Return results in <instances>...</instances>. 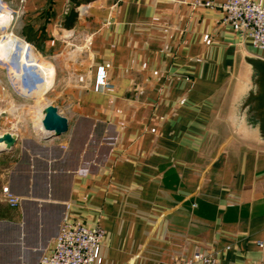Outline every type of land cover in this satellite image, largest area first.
<instances>
[{
    "label": "crops",
    "instance_id": "0c3cea01",
    "mask_svg": "<svg viewBox=\"0 0 264 264\" xmlns=\"http://www.w3.org/2000/svg\"><path fill=\"white\" fill-rule=\"evenodd\" d=\"M1 5L0 37L49 67L40 85L68 130L0 131L17 134L0 151V264H37L65 216L104 230L101 264H178L197 249L216 264H264V146L231 137L225 111L241 52L264 49L192 0H91L70 28V0ZM99 66L106 89H95ZM18 79L0 67V106ZM7 115L0 107V124Z\"/></svg>",
    "mask_w": 264,
    "mask_h": 264
},
{
    "label": "built area",
    "instance_id": "2783aa9c",
    "mask_svg": "<svg viewBox=\"0 0 264 264\" xmlns=\"http://www.w3.org/2000/svg\"><path fill=\"white\" fill-rule=\"evenodd\" d=\"M192 4L221 9L224 12L223 21L240 37L248 39L254 48L264 49V0H192ZM10 13L11 11L7 12L9 18ZM6 16L2 13L1 19ZM27 44L32 47L29 43ZM2 52L0 55H5L3 61H9V70L11 68L20 74L24 66L32 64L27 59L24 62L20 60V48L17 45L12 52L4 46ZM13 53L18 58V66L13 65L10 60ZM25 57L27 58V52ZM35 67V72L41 75L36 65ZM30 81H32L31 73L21 79L19 77L16 84L20 85L24 91H29ZM111 85L103 66L97 67L95 89H106ZM1 192L9 206L16 207L19 204L20 198L8 186H2ZM103 238L104 230L100 226L89 227L81 221L65 216L51 249L48 253L41 255L37 264H101ZM259 245L262 244L259 243ZM178 264H216V259L211 253L197 249L191 256L182 258Z\"/></svg>",
    "mask_w": 264,
    "mask_h": 264
},
{
    "label": "water",
    "instance_id": "95a60500",
    "mask_svg": "<svg viewBox=\"0 0 264 264\" xmlns=\"http://www.w3.org/2000/svg\"><path fill=\"white\" fill-rule=\"evenodd\" d=\"M243 70L225 105L226 122L231 137L264 146V58L241 52ZM41 126L46 131L42 138L58 136L68 130V119L55 105L42 108ZM17 134H0V151L14 146Z\"/></svg>",
    "mask_w": 264,
    "mask_h": 264
},
{
    "label": "rangeland",
    "instance_id": "374dc122",
    "mask_svg": "<svg viewBox=\"0 0 264 264\" xmlns=\"http://www.w3.org/2000/svg\"><path fill=\"white\" fill-rule=\"evenodd\" d=\"M1 50V49H0ZM0 53H3L2 50ZM5 55H0V67L4 68V70L7 72L9 70V61L4 62ZM10 60L13 65L18 66V58L13 53L10 56ZM10 62V63H11ZM37 63H43L42 61H37ZM47 68H49L47 65L44 64ZM36 67L34 64H30L29 66H24L21 70V73L19 74V77L25 76L26 74L32 75V81H30V87L31 91H24L22 88H18L16 84V89L13 88L14 92H9L7 94V99L4 100L2 105L0 107L3 108L5 115H7L9 118L8 120L3 124H0V131L3 129H9L11 131L21 133L24 136H32L35 138H38L39 136H44L46 133L45 131L40 128L37 125L39 115L42 114V108L46 106L47 104H52L57 101L55 98V91L50 89L46 93L44 91L48 87H42L40 83L42 82V77L40 74L35 72ZM38 71V70H37ZM11 76L10 81H14V76L9 74ZM9 78V79H10ZM52 82V75L49 77V85ZM37 87V88H36ZM20 90L22 92H25V94H21ZM65 90V94H66ZM44 93V94H43ZM68 93V91H67ZM29 95V96H28ZM43 115V114H42ZM42 118V117H41ZM1 165L4 164V161L0 163Z\"/></svg>",
    "mask_w": 264,
    "mask_h": 264
},
{
    "label": "bare ground",
    "instance_id": "6f19581e",
    "mask_svg": "<svg viewBox=\"0 0 264 264\" xmlns=\"http://www.w3.org/2000/svg\"><path fill=\"white\" fill-rule=\"evenodd\" d=\"M2 13H4L5 16L7 15V12L4 10V8L2 7L1 2H0V14H1V16H2ZM16 45L20 48L19 57H20V60L22 62H24L25 59H27L32 64H34V65L37 64L38 68L40 69L41 72L44 73V75L47 74V72H50L49 68H47L46 66L42 65L41 63H37L36 62L37 56H36L34 50L32 49V47H30L25 41L19 39L16 36L11 35V33H8V32L4 31L2 33V35H1V37H0V49L2 50L4 48V46H5L9 50H11V52H12ZM26 52H27V58L25 57ZM10 70H13V69L10 68ZM13 71L16 73V75H19V73H17L15 70H13ZM42 116H43L42 114L39 115L38 122H37V125L40 128H42V126H41V117ZM45 133H46V131H45Z\"/></svg>",
    "mask_w": 264,
    "mask_h": 264
},
{
    "label": "trees",
    "instance_id": "16d2710c",
    "mask_svg": "<svg viewBox=\"0 0 264 264\" xmlns=\"http://www.w3.org/2000/svg\"><path fill=\"white\" fill-rule=\"evenodd\" d=\"M89 1L91 0H70L71 6L63 21V24L65 27L67 28L72 27L74 22L76 21V18H77L76 7L80 5L81 3H85Z\"/></svg>",
    "mask_w": 264,
    "mask_h": 264
}]
</instances>
